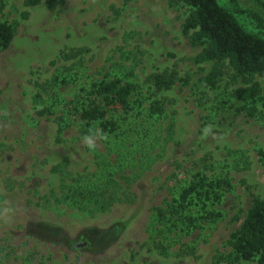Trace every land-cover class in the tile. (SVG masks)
I'll return each instance as SVG.
<instances>
[{
    "label": "rangeland",
    "instance_id": "1",
    "mask_svg": "<svg viewBox=\"0 0 264 264\" xmlns=\"http://www.w3.org/2000/svg\"><path fill=\"white\" fill-rule=\"evenodd\" d=\"M24 1L0 0V21L15 30L0 54V264H245L232 261L228 242L252 196L264 200L262 80L254 79L262 94L251 111L234 97L250 80L230 68L216 89L206 87L212 64L194 62L201 49L183 34L189 7L181 1L53 0V10L46 0ZM217 2L264 39L248 14ZM236 2L264 21L257 0ZM155 74L173 85L156 91ZM106 76L136 87L144 166L120 174L122 202L104 213L79 211L62 202L61 182L90 178L106 157L113 161L115 139L100 130L82 137L77 120L57 142L55 118L80 87ZM154 100L164 110L152 121L146 109ZM53 104V115H38ZM126 147L130 158L135 148ZM200 174L228 184L215 216L201 221L190 208L171 218L175 226L156 217Z\"/></svg>",
    "mask_w": 264,
    "mask_h": 264
},
{
    "label": "trees",
    "instance_id": "2",
    "mask_svg": "<svg viewBox=\"0 0 264 264\" xmlns=\"http://www.w3.org/2000/svg\"><path fill=\"white\" fill-rule=\"evenodd\" d=\"M176 1H181L189 7V14L183 24V34L192 47L201 49L194 58L195 64H212L203 79L205 86L216 89L223 76V69L228 67L236 76L250 80L248 86L235 91L234 97L244 104L243 110L254 109L262 94L260 84L254 79L260 78L264 84V39L244 31L235 17L222 8L217 0ZM230 2L237 13L248 14L256 27L264 31V21L258 13L238 8L236 0ZM257 2L264 11V0ZM40 3L41 0L24 1L26 7H35ZM44 4L49 10L56 7L53 0H46ZM14 36V28L0 21V54L10 47ZM152 82L155 90L161 92L169 89L174 81L164 74H155ZM135 92L133 83L124 81L121 77L106 76L88 88L80 87L75 99L63 104L65 109L62 115L55 118L57 142L72 122L77 120L81 123L82 137H88L95 130H100L102 135L115 139L108 153L110 156L115 154L113 161L109 160V156L106 157L97 166L99 171L90 178L79 176L71 183L62 180V202L67 206L79 211L107 212L124 200L123 185L119 184L120 174L128 168L131 172L135 168L137 170V166L143 171L144 155L142 157L140 151L147 142L146 134H142L137 122L140 114L133 106ZM54 106L53 104L40 110L38 115H53ZM163 110L162 102L154 100L146 109L147 118L157 120ZM126 143L135 148L130 158L123 157L121 153L128 152ZM138 155L139 158L136 157ZM60 168L58 165L54 170L60 174ZM225 186L228 184L224 180L197 175L181 190L172 205H168L166 209L155 210L156 217L163 219L167 225L175 226L176 221L172 222V217L181 215L190 208H197L200 220H209L216 215L212 208L220 204L221 190ZM228 244L233 262L264 264L263 199L252 196L250 206L238 228L230 235Z\"/></svg>",
    "mask_w": 264,
    "mask_h": 264
},
{
    "label": "flooded vegetation",
    "instance_id": "3",
    "mask_svg": "<svg viewBox=\"0 0 264 264\" xmlns=\"http://www.w3.org/2000/svg\"><path fill=\"white\" fill-rule=\"evenodd\" d=\"M99 238H101V237H99Z\"/></svg>",
    "mask_w": 264,
    "mask_h": 264
}]
</instances>
